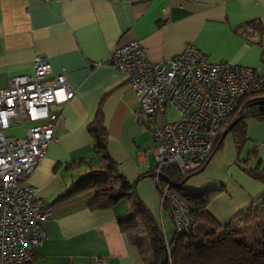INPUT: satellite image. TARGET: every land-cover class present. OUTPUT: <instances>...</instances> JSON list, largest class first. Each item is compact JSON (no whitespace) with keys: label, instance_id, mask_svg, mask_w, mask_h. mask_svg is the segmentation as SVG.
Segmentation results:
<instances>
[{"label":"crops","instance_id":"crops-1","mask_svg":"<svg viewBox=\"0 0 264 264\" xmlns=\"http://www.w3.org/2000/svg\"><path fill=\"white\" fill-rule=\"evenodd\" d=\"M135 39L152 62L172 59L192 45L214 62L249 66L264 80V0H0V88L14 76L31 74L34 60L45 57L50 78L64 75L76 90L68 103L53 107L61 114L55 140L25 181L38 189L51 213L33 264H98V259L152 264L145 229L129 233L118 225L134 212V191L112 208L93 210L94 174L101 175L105 191L124 179L136 183L135 192L166 240L174 239L172 217L162 209L151 175L156 164L152 133L140 128L139 103L127 75L104 64L119 45ZM98 112L105 151L89 132ZM177 117L169 109L162 122ZM29 125H13L6 134L21 137ZM224 140L203 171L183 186L184 191L223 189L207 204L222 225L217 233L264 194V183L244 168L264 167V122L247 120L240 154L232 132ZM213 230L205 224L195 234Z\"/></svg>","mask_w":264,"mask_h":264},{"label":"built area","instance_id":"built-area-1","mask_svg":"<svg viewBox=\"0 0 264 264\" xmlns=\"http://www.w3.org/2000/svg\"><path fill=\"white\" fill-rule=\"evenodd\" d=\"M104 64L127 75L139 103L140 128L149 130L155 141L151 174L161 187V207L168 203L177 236L192 235L199 218L171 186L208 162L219 138L246 112L238 107L239 100L264 89L263 78L249 66L214 62L192 45L172 59L152 62L136 39L119 45ZM50 71L48 60L37 57L31 74L14 76L0 88V264L31 262L51 215L38 189L25 181L55 140L61 114L53 107L68 103L76 90L64 75L50 78ZM169 109L178 117L162 122ZM24 122L30 125L23 136L6 134ZM167 166H175L179 174L165 184ZM173 246L166 240L169 257ZM97 263L107 264L105 259Z\"/></svg>","mask_w":264,"mask_h":264},{"label":"trees","instance_id":"trees-1","mask_svg":"<svg viewBox=\"0 0 264 264\" xmlns=\"http://www.w3.org/2000/svg\"><path fill=\"white\" fill-rule=\"evenodd\" d=\"M238 107H244L246 112L232 124L230 132L235 136L238 154H240V150L244 147L247 139V120L264 122V89L251 95H244L239 100ZM89 132L96 140L98 149L105 151L106 130L100 112L97 113L96 119L89 126ZM223 143L224 139L221 136L216 143L214 152L219 150ZM251 154L250 152L249 156ZM106 161L107 167L113 170L115 165L108 156ZM241 163L244 164L238 159V164ZM206 164L207 162L200 169L205 168ZM244 168L250 175L264 183V167L249 168L245 166ZM178 174L175 166H167L163 169L165 177H162V182L166 184V179L175 180ZM92 177L95 179L96 195L89 206L93 210L112 208L128 192L134 191V212L128 218L119 219L118 225L123 232H133L138 228L139 220H142L146 227L149 247L153 257L152 264H160L166 257V238L161 227L155 222L153 216L135 192L136 183L131 184L124 179L119 187L105 191L101 190L104 183L101 175L94 174ZM186 178L176 179L171 189L188 206L193 207L199 221L205 222L214 230L212 234L207 235L193 233L189 236H177L175 234L174 239L171 241L174 246L168 264H264V221L260 224L256 223L253 232L254 238L242 237L243 232L239 228V223L255 221L264 214V194L227 223L223 231L217 233V229L221 228L222 225L208 211L207 204L223 189L211 188L184 191L183 186L186 183ZM157 187L160 190V185L157 184ZM70 194L67 193L61 196V199L70 196ZM168 209V203H166L164 210L168 211ZM34 259L27 264H33Z\"/></svg>","mask_w":264,"mask_h":264},{"label":"rangeland","instance_id":"rangeland-1","mask_svg":"<svg viewBox=\"0 0 264 264\" xmlns=\"http://www.w3.org/2000/svg\"><path fill=\"white\" fill-rule=\"evenodd\" d=\"M224 143H225V140H224ZM216 159H218L219 160V158H216ZM165 217H167L166 216V214H165ZM262 221H264V214L261 216V217H259V218H257L255 221H250V222H246V223H239V228L241 229V231L243 232V234L241 235L242 237H245V238H247V237H253V235H254V231H255V226H256V223H258V224H260ZM205 222H199L198 223V226H197V228L195 229V232L197 231V229L198 230H200V229H203V228H205ZM163 225V224H162ZM143 228L145 229V232H146V227H145V225L143 224V221L142 220H139V226H138V228L135 230V231H133V232H136V231H140V232H142L143 231ZM194 232V233H195ZM129 233H132V232H129ZM146 235H147V233H146ZM165 235H166V233H165ZM170 237H171V235H169ZM254 238V237H253ZM166 257L168 258V262L170 261V257H169V255H168V252H167V250H166ZM151 259H153V257H151Z\"/></svg>","mask_w":264,"mask_h":264},{"label":"water","instance_id":"water-1","mask_svg":"<svg viewBox=\"0 0 264 264\" xmlns=\"http://www.w3.org/2000/svg\"><path fill=\"white\" fill-rule=\"evenodd\" d=\"M231 126H232V125H231ZM230 130H231V127H230L228 130H226V131L224 132V134L222 135V139L225 138V136L230 132ZM203 169H204V168L200 169L199 171H197V172L194 173V174H198V173L202 172ZM163 177H165V176L163 175ZM188 178H189V177H187L185 181H187ZM166 180L169 181V179H166ZM160 264H168V258L165 257V258L160 262Z\"/></svg>","mask_w":264,"mask_h":264}]
</instances>
